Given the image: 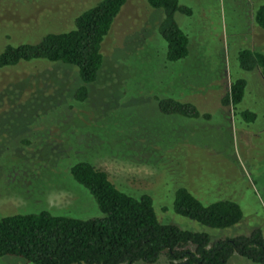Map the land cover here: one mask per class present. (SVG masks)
Segmentation results:
<instances>
[{"label":"rangeland","instance_id":"374dc122","mask_svg":"<svg viewBox=\"0 0 264 264\" xmlns=\"http://www.w3.org/2000/svg\"><path fill=\"white\" fill-rule=\"evenodd\" d=\"M98 0H0V51L36 43L48 32L74 27V18ZM189 15L174 20L187 36V54L165 60L157 31L162 11L145 0H125L103 38L101 67L77 102L75 66L44 59L0 68V218L46 210L75 218L101 214L68 167L86 160L117 189L148 194L159 222L205 231L210 241L264 235V80L238 67L241 48L264 54V29L253 12L264 0H178ZM243 78L234 107L221 97ZM190 102L207 117L159 111L158 100ZM254 113L253 119L240 111ZM184 187L200 203L228 199L241 219L217 229L173 212L174 190ZM0 264H31L0 256ZM132 264H144L135 262ZM152 264H170L160 255ZM225 264H256L231 254Z\"/></svg>","mask_w":264,"mask_h":264},{"label":"trees","instance_id":"16d2710c","mask_svg":"<svg viewBox=\"0 0 264 264\" xmlns=\"http://www.w3.org/2000/svg\"><path fill=\"white\" fill-rule=\"evenodd\" d=\"M125 0H98L74 18V27L58 33H45L36 43L5 45L0 51V68L18 61L44 59L76 67L79 84L73 99L83 101L86 84L101 67V43ZM162 11L157 31L165 41V60L174 62L187 54V36L174 20V13L189 15L178 0H145ZM253 21L264 29V4L253 12ZM238 67L258 69L264 80V54L241 48L236 54ZM246 82L235 78L220 99L234 107L243 97ZM159 111L185 117H207L190 102L172 98L158 100ZM250 120L254 113L240 111ZM71 178L93 198L99 217L75 218L46 210L14 213L0 218V256H16L31 264H132L154 263L163 255L170 264H225L231 254L264 264V235L255 228L247 234L224 236L210 241L205 231L182 229L157 219L148 194L131 196L117 189L107 174L86 160L68 167ZM173 212L209 228H227L241 219L238 205L228 199L200 203L186 188L177 187Z\"/></svg>","mask_w":264,"mask_h":264}]
</instances>
